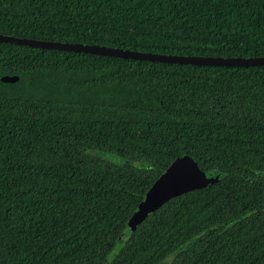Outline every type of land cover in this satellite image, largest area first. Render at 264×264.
<instances>
[{
	"label": "trees",
	"instance_id": "16d2710c",
	"mask_svg": "<svg viewBox=\"0 0 264 264\" xmlns=\"http://www.w3.org/2000/svg\"><path fill=\"white\" fill-rule=\"evenodd\" d=\"M0 34L264 57V0H0ZM0 264H264V66L0 42ZM146 161L114 167L98 154ZM179 157L217 176L127 223Z\"/></svg>",
	"mask_w": 264,
	"mask_h": 264
},
{
	"label": "water",
	"instance_id": "95a60500",
	"mask_svg": "<svg viewBox=\"0 0 264 264\" xmlns=\"http://www.w3.org/2000/svg\"><path fill=\"white\" fill-rule=\"evenodd\" d=\"M1 43L39 48L93 54L105 57L121 58L125 60L148 61L165 64H181L193 66L215 67H259L264 66V57L256 58H212V57H180L169 55H156L139 53L122 49L105 48L98 46H85L81 44L57 43L40 40L18 39L0 34ZM15 76H3V83H15ZM217 176L211 171H201L197 164L187 157H179L165 169L153 183L139 203L137 211L129 219L127 226L130 229L137 227L148 215L153 214L169 200L182 194L197 191L215 183Z\"/></svg>",
	"mask_w": 264,
	"mask_h": 264
},
{
	"label": "rangeland",
	"instance_id": "374dc122",
	"mask_svg": "<svg viewBox=\"0 0 264 264\" xmlns=\"http://www.w3.org/2000/svg\"><path fill=\"white\" fill-rule=\"evenodd\" d=\"M98 156L107 164L118 167V166H132L139 169H146L148 164L143 160H132L126 157L118 156L114 153H102Z\"/></svg>",
	"mask_w": 264,
	"mask_h": 264
}]
</instances>
